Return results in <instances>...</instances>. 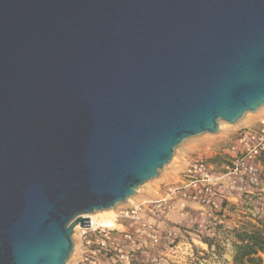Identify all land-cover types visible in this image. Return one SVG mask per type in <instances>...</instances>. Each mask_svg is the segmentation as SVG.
Masks as SVG:
<instances>
[{
  "label": "water",
  "instance_id": "1",
  "mask_svg": "<svg viewBox=\"0 0 264 264\" xmlns=\"http://www.w3.org/2000/svg\"><path fill=\"white\" fill-rule=\"evenodd\" d=\"M264 106V0H0V264H67L186 139Z\"/></svg>",
  "mask_w": 264,
  "mask_h": 264
},
{
  "label": "built area",
  "instance_id": "2",
  "mask_svg": "<svg viewBox=\"0 0 264 264\" xmlns=\"http://www.w3.org/2000/svg\"><path fill=\"white\" fill-rule=\"evenodd\" d=\"M209 149L187 160L153 196L119 205L113 222L84 215L89 223L74 231L73 264H192L195 254L233 245L234 232L245 225L230 221L229 210L264 194V114L240 128L228 146ZM259 213V206L251 207L248 219L256 222ZM198 244L205 247L198 251ZM149 247L163 250L146 253Z\"/></svg>",
  "mask_w": 264,
  "mask_h": 264
},
{
  "label": "rangeland",
  "instance_id": "3",
  "mask_svg": "<svg viewBox=\"0 0 264 264\" xmlns=\"http://www.w3.org/2000/svg\"><path fill=\"white\" fill-rule=\"evenodd\" d=\"M264 114V106H262L258 111L256 112H249L244 115V117L237 122L236 124H230L225 121H220V127L218 132L215 134L210 133H203L197 136L190 137L186 140H184L176 149L174 152V155L171 159V161L164 166V168L160 171V175L142 186L137 190L136 194L131 196L129 199H131L134 202H138L140 200H143L145 198L151 197L154 194V189L159 185L166 182L174 181L178 174L181 172V170L184 168L185 163L187 160L198 157V156H204L209 155L210 149L209 148H222L226 147L230 144V142L234 139L235 134L237 131L249 124L255 123L257 119ZM209 147V148H208ZM217 163H220V160H216ZM217 171L220 170V168H216ZM251 200L253 202V206H259L264 201V194L263 195H255L252 197L247 198V200ZM130 203V200L119 203L113 209L115 210L119 205H127ZM112 209V208H111ZM244 223L249 219H244ZM189 237V236H187ZM74 241L77 243L76 237H74ZM189 239V238H188ZM187 239V240H188ZM205 247L202 244H198V251L202 250L201 246ZM163 250V248H146L144 251L146 253H160ZM74 255L72 253L69 261L67 264H73ZM223 254L219 252L209 251L204 252L202 254H195L194 260L192 261V264H227L226 259H223ZM102 264H106L103 262ZM164 264H173L170 261L164 262ZM187 264H191L190 261Z\"/></svg>",
  "mask_w": 264,
  "mask_h": 264
},
{
  "label": "trees",
  "instance_id": "4",
  "mask_svg": "<svg viewBox=\"0 0 264 264\" xmlns=\"http://www.w3.org/2000/svg\"><path fill=\"white\" fill-rule=\"evenodd\" d=\"M244 225L245 230L234 232L233 264H264V201L256 222L247 220Z\"/></svg>",
  "mask_w": 264,
  "mask_h": 264
},
{
  "label": "crops",
  "instance_id": "5",
  "mask_svg": "<svg viewBox=\"0 0 264 264\" xmlns=\"http://www.w3.org/2000/svg\"><path fill=\"white\" fill-rule=\"evenodd\" d=\"M253 206V202L251 200L245 202V206L243 208L233 207L229 211L230 221L242 223L248 219L249 215L247 214L248 210ZM241 220V221H240ZM220 253L223 254V259H226L227 264H233V255H234V246H228L224 251L220 250ZM264 257V255H263Z\"/></svg>",
  "mask_w": 264,
  "mask_h": 264
},
{
  "label": "bare ground",
  "instance_id": "6",
  "mask_svg": "<svg viewBox=\"0 0 264 264\" xmlns=\"http://www.w3.org/2000/svg\"><path fill=\"white\" fill-rule=\"evenodd\" d=\"M222 127H220L221 129ZM128 200H131V199H127ZM113 211L114 209H104V210H100V211H95L94 213H91V217L90 218H93V219H99L100 222H103V223H111L113 222L112 221V215H113ZM78 226L75 227V230H77Z\"/></svg>",
  "mask_w": 264,
  "mask_h": 264
}]
</instances>
